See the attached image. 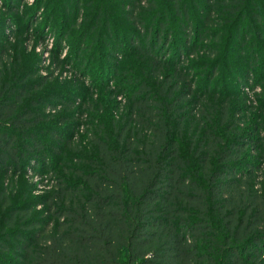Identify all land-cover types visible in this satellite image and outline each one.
Returning a JSON list of instances; mask_svg holds the SVG:
<instances>
[{
	"label": "trees",
	"instance_id": "obj_1",
	"mask_svg": "<svg viewBox=\"0 0 264 264\" xmlns=\"http://www.w3.org/2000/svg\"><path fill=\"white\" fill-rule=\"evenodd\" d=\"M51 8L48 27L67 28L52 31L54 52L82 26L78 53L116 79L125 43L135 56L112 130L92 118L96 134L75 142L69 120L47 114L75 107L71 92L33 96L45 79L0 42V175L12 181L0 192V264H264V0H39ZM235 51L249 64L234 65ZM235 67L244 88H261L258 104L222 88ZM30 172L55 185L16 205V178Z\"/></svg>",
	"mask_w": 264,
	"mask_h": 264
},
{
	"label": "rangeland",
	"instance_id": "obj_2",
	"mask_svg": "<svg viewBox=\"0 0 264 264\" xmlns=\"http://www.w3.org/2000/svg\"><path fill=\"white\" fill-rule=\"evenodd\" d=\"M9 3L10 0H0V9L6 4V7H8L6 8L4 14H0V42L3 41V44H5V40H8L7 43L11 42L14 43L12 45L16 44L14 48L15 60L21 55L23 59L22 64H24L25 68L39 73L36 80H40L41 78L45 79V86L43 89L39 92H35L33 96L41 94L48 95L50 92H53L54 94L63 92V94L67 95L68 92H71L70 95H67L68 102L72 103L71 100L76 99L75 107H66V104L61 110H58L59 112L57 111L58 113L47 109V114H52L61 120L58 123L63 121L68 122L69 120V122L61 126V128L65 129L67 126H71V129H67L68 133L66 134H68L69 139H73L75 142L76 139L82 135H85L84 137L90 140L92 136L96 134L95 128L91 127V123L93 122V119L95 120V118L97 122L103 123L106 131H111L113 126L112 124L115 120L114 115H112V108L114 109L115 107H118L117 111L119 112L122 110L121 107L125 104L126 99L122 94L123 88L119 82V77L121 75L120 71H122L124 67L129 64H127V60H130V62L134 61L133 56H135V50L128 43L124 44L122 63L119 68L120 71L118 78L116 79L114 75L115 71L113 69H110L101 62L96 63L94 60L90 61L85 50L78 53V48L75 45V38L71 36V34L75 32L77 33L82 26L79 29H72L70 31L68 38L63 43L66 45L68 44L69 46L63 48L61 51L57 49L59 52H54L55 37L53 36L52 31L59 35V33L62 32V29L60 26L59 29L57 27L54 28L55 26L53 25V27L52 24L48 27L46 20L52 12V8L49 9V11H38L37 7L39 0H17V8L19 5V12L7 13V11L10 10L14 11L10 7ZM72 9V15L75 17L76 9L74 7H72ZM88 11L89 10H85V12ZM54 15L56 18L64 16L61 10L55 11ZM32 17L33 20H37L36 22H38V24L33 25L31 28L30 25L28 26V19ZM7 24H9V28ZM79 24H82V21L79 22ZM86 26L87 25H84V28ZM45 27L48 32L45 29V35L42 36L41 30H44ZM66 30L67 28L62 33L66 32ZM14 35H17V38L19 39H14ZM9 36L11 37L10 40ZM92 36L93 35L91 34L89 39L92 38ZM176 38H179L177 40L178 45V42H181L182 38L177 36ZM88 45L89 43L87 46ZM255 48L262 51V60L260 63L264 64V42L258 43ZM56 52L61 53L62 55L56 56ZM230 54L234 65L240 64L246 66V63L247 65L249 64L248 61L243 59V57L247 59L246 56H242L236 51ZM261 69L262 68H256L253 70L254 73H259L258 76L255 74L256 77L253 79L254 83L257 81L259 82L260 78L262 79L263 76ZM241 70L242 73L243 67H241ZM109 72L111 74H107ZM231 72L232 74L226 82L222 83V88H226L234 95L233 102H235L236 99H246L249 103L252 104L253 102L256 104L258 101L254 92H260L261 88L259 87V89L254 90V92L252 91V88H244L243 85H241V77H243L245 72L241 75L238 74L237 67H235ZM220 79L221 75L218 76L212 86L215 87L216 83L219 82ZM254 83L251 85L253 86ZM55 144H57V142ZM63 146L64 143L60 147ZM74 154L87 155L88 151L84 150L83 152ZM74 154L70 153V156L73 157L75 156ZM53 159L56 162L57 172H59V163L61 165V162H63V156L60 155L59 158L58 156H53ZM71 164L75 166L74 161H72ZM53 178H55L53 173L38 175L34 174V172H30L27 176H18L16 178V189L12 198L13 203L16 205H24L30 200L44 196L45 192L55 185L54 182H56V180H52ZM7 179L8 178L4 175H0V192L2 191V188L6 186L5 182H12L9 181L10 177L9 180ZM29 185L31 186L30 189ZM41 210L42 209L40 208L37 212L39 213Z\"/></svg>",
	"mask_w": 264,
	"mask_h": 264
}]
</instances>
